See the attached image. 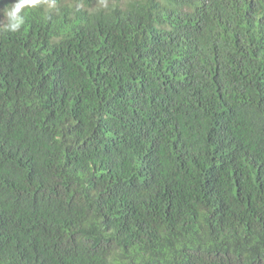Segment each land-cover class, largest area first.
<instances>
[{
  "label": "trees",
  "instance_id": "trees-1",
  "mask_svg": "<svg viewBox=\"0 0 264 264\" xmlns=\"http://www.w3.org/2000/svg\"><path fill=\"white\" fill-rule=\"evenodd\" d=\"M0 0V264H264V0Z\"/></svg>",
  "mask_w": 264,
  "mask_h": 264
},
{
  "label": "clouds",
  "instance_id": "clouds-1",
  "mask_svg": "<svg viewBox=\"0 0 264 264\" xmlns=\"http://www.w3.org/2000/svg\"><path fill=\"white\" fill-rule=\"evenodd\" d=\"M44 2L45 0H15V3L5 13L8 20L5 29L13 33L19 31L24 24L22 10L26 7H36Z\"/></svg>",
  "mask_w": 264,
  "mask_h": 264
},
{
  "label": "rangeland",
  "instance_id": "rangeland-1",
  "mask_svg": "<svg viewBox=\"0 0 264 264\" xmlns=\"http://www.w3.org/2000/svg\"><path fill=\"white\" fill-rule=\"evenodd\" d=\"M0 21H1V16H0Z\"/></svg>",
  "mask_w": 264,
  "mask_h": 264
}]
</instances>
